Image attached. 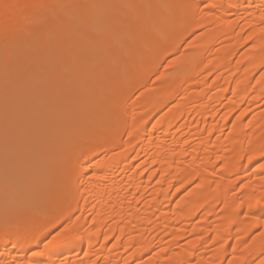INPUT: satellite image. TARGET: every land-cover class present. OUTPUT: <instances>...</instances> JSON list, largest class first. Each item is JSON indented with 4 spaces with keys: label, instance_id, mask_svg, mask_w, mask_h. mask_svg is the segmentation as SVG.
Listing matches in <instances>:
<instances>
[{
    "label": "bare ground",
    "instance_id": "6f19581e",
    "mask_svg": "<svg viewBox=\"0 0 264 264\" xmlns=\"http://www.w3.org/2000/svg\"><path fill=\"white\" fill-rule=\"evenodd\" d=\"M64 1L44 0L42 10L0 9V39L33 35V26L51 16L54 29L70 34L76 7L88 14L90 3L67 0L62 10ZM128 1L123 31L139 34L138 46L141 24L152 23L134 8L151 6L160 19L146 54L134 58L127 47L117 68H126L127 76L107 84V68L98 69L103 60L87 48L85 66L76 62L68 72L71 87L44 78L45 91L17 95L30 104L14 114L13 134L18 138L29 122L45 124L52 176L35 178V196L25 199L18 176L23 164L36 158L39 169L46 165L34 127L17 159L6 153L0 162L13 177L0 182V264H264V0ZM114 30L113 36L121 32ZM60 39L51 48L72 52V43ZM111 49L115 60L119 49ZM149 59L152 70L140 68ZM89 85L112 86L113 102L107 106L99 90L88 93ZM85 94L94 97L77 112V98ZM52 96L54 123L52 110L47 114L39 103ZM73 120L87 126L78 138L69 127ZM54 238L70 239L50 245ZM39 251L45 255H35Z\"/></svg>",
    "mask_w": 264,
    "mask_h": 264
},
{
    "label": "rangeland",
    "instance_id": "374dc122",
    "mask_svg": "<svg viewBox=\"0 0 264 264\" xmlns=\"http://www.w3.org/2000/svg\"><path fill=\"white\" fill-rule=\"evenodd\" d=\"M68 1L67 0L64 1L63 6L61 7L62 10L67 9L66 6L69 5ZM97 1L98 0H87V2L90 3V6L88 5V8L91 10L90 13H88V14H87L88 11H87L85 6L76 7L75 12H74L73 17H72V28L73 29H72V32L70 34H67L65 29H60L58 31L56 29H54V18L51 16V17H48L49 24L47 22L46 24L43 25V23L41 24V22H40L38 25L33 26L34 27L33 31H32L33 35L30 34V36L26 37V36H24V33H23V35H21L22 37L20 39H15V40L8 41V42H6L7 38L4 36L1 38L2 40L0 39V120H2L0 122L1 123L3 122V124H2L3 126L0 123V127L2 126L0 129V135L2 138L0 140V162L2 163V161H4V159H5L4 155L6 153L11 154L13 156V157H11L12 159H14V160L17 159V157L19 156V153H21L22 147H24L26 145V143L30 141V140L28 141V139H30L32 134L34 133L33 132L34 127L36 128L35 131L37 129H39L38 130L39 132L37 134L39 136L36 137V139H38L41 142V143L39 142L40 144H42L44 142V145H45V148L42 147L43 149H45L44 150L45 153L41 151L43 156H44L43 159H45V161L43 160V162H45V164H46L45 167H43L42 169H39V167L37 166L38 163L37 164L35 163V161H36V158H35V159L23 164L25 166L23 168L22 174L21 173L18 174L19 177L21 175L25 179V180L22 179V181H23L22 186H23V189H25L24 190L25 191V193H24L25 199L31 200L35 196L34 195L35 190L33 189V186H32L33 185L32 182H34L35 178L38 180V177H40V178H44L43 180H47L52 176L51 172H50V170H51L50 160H49L50 158L48 155L47 156L45 155L47 153V151L49 152V150L51 149L50 148L51 143L49 142V140L47 138H45V137L49 138V136H47L48 132L46 131V126H44L45 124L44 125L41 124L42 126H37V127L33 126L32 127L31 124H33V123L29 122L30 125H29V123H27L29 126L27 124L23 123V125L25 124V128L22 129V131L24 132V135L22 134L23 133L22 132L21 135L18 136V138H19L18 139V138H16L17 136H15V134H13L14 133L13 130H14V126H15V123H13V122H16L14 119L17 118L16 117L18 115L17 112H20V111L24 112L23 110H21L22 105H23V107L25 106V108H24V110H25V109H27V107L30 104V102L27 103L28 101L25 98H22L24 100H22L20 98L22 100V102H21L20 99L17 98V95L22 94L21 92L24 93L25 90L27 92L29 89L30 90L34 89L33 92H36L35 90H38L39 93L43 92V91H41V89L46 90V88H42V87H44V84H43L44 78L46 80H49L50 83H53L52 85L55 87L56 86L63 87V85L71 87V85L73 83H71L72 81L68 78V74H69L68 72L75 68L74 66H76V62H77V65L79 64V66H85V65H83V62L85 64V58H87V57H86V55L84 56V54L87 53V56H88V54L90 55V53H88L89 51H87V48H88V50L92 51L91 53L95 54L96 58L98 57L97 58L98 60H100V61L103 60L101 62H98V69L101 71H104V69L107 68L104 71V73H105L104 78L108 80L107 84L110 83V79H112V77H113V79H115L114 77H116L117 75L120 76L121 78H124L125 76H127L128 70L126 68L117 70V68L122 65V59L121 58L123 56H125V54L127 55L126 52H128V50H129V49H127V47L130 45L129 47H131V49L129 50L128 53H132V55L135 54L136 57H134V56L133 57L138 58L142 53L145 52V54H146V51H148V48H146V47L150 44V40L153 37V33H156V29L153 25H155V24H157V22H159L158 19H160V17H159V15L153 14V10H154L153 7L151 8V6H146V7H144V9L138 8V10H135L136 8H134V11H136L135 13L138 16L141 17V16L146 15L145 17H143L144 18V19H142L143 21H149L152 23V24L148 23L149 25L141 24V26H140L142 28L141 30L145 33L146 36L145 35L143 36L142 44L138 46V44H136V43H138V40H136V39H138L137 37L139 36V34H138V36L133 35V36L129 37L127 34H124L125 31H123V30H125V28H127V25H128L126 22L127 18H126L125 13L127 14V10L130 7L129 1L128 0L127 1L126 0H105L106 2L103 6H99V4H98L99 1L98 2ZM124 1H126L127 3H125ZM141 1L142 0H139V1L137 0L136 2L139 3L140 5H143L144 1H142L143 4L141 3ZM121 3H122V5H121ZM120 5L122 6L121 8H120ZM99 8H100V10H99ZM123 12H125V13H123ZM137 12L138 13L140 12V14H138ZM85 14H87V15H85ZM114 28L115 29L118 28V30L121 29V32H119V35L117 33L113 36V32H115ZM111 29H113L114 31L111 32ZM84 31H85V33L87 31L88 34L87 33L85 34ZM111 33H112V35H110ZM148 34H150V35H148ZM86 36L89 39L88 41H90L87 43L88 45H90V48L88 45L86 46L85 44H83V43L87 42ZM148 36L151 38H149ZM101 37H107V41L104 44L100 43ZM60 38H62V40L64 39L63 41L66 40L65 42H67V43L69 42L68 43L69 45L72 43L71 44V46L73 47V51L71 50L72 52H66L64 47L55 48V49L51 48L55 44H57V39L61 40ZM114 38H116V39H114ZM130 38L134 42H131ZM17 41H19V42H17ZM20 41H21V43H20ZM148 42H149V44H148ZM143 44H144V46L145 45L146 46L144 47ZM83 45H85V46H83ZM112 46L115 47L116 50L119 49L118 55L115 54V57H116L115 60L113 59L114 54H112V52L110 51ZM117 47H118V49H117ZM84 48H85V51H84ZM125 48L127 50H125ZM139 48L140 49L143 48L144 51L138 52ZM35 49H37L36 53H34ZM132 50H133V52H132ZM82 51H84V52H82ZM94 52H96L97 55ZM19 54H23V56H25V57H23L25 60V62H24L25 64H24V67H20L21 69L19 68V63H18ZM99 57L101 59H99ZM103 58H105L106 60ZM104 61H107V62L105 63ZM153 65H154L153 59H149L146 62H144L140 68H146L149 71H151ZM109 67H110V69H109ZM140 68H138V71L140 70ZM57 81H58V83H57ZM112 81H114V80H112ZM94 88L95 87H93L92 85H89L88 87H86V90H88L87 91L88 93L92 92L94 94H96L98 90H99V94L105 93L106 97L108 99L106 101L107 106H109L113 102L114 99L111 97L113 95V90H111L112 86L107 87L104 90L102 89L103 91L101 90V88L100 89H97V88L94 89ZM57 89H58V87H57ZM107 93H108V95H107ZM93 97H89L88 94H85V95L77 98V102H78L77 103V110H78L77 112H82L84 107L87 108L88 105L90 106L89 100L91 101V99ZM43 100H46V99H43ZM43 100L41 99L39 101V103L41 102L40 104H43V106H41V109H45V108H46V110L48 109V112H47V114H48V113H50L49 110L53 109V104L55 106V103L52 104V102H51V101L54 102L53 96H52V98H48L47 102L46 101L42 102ZM49 100L51 103L48 102ZM25 103L27 105H24ZM48 103L50 105H48ZM51 104H52V107H51ZM43 107H45V108H43ZM49 107H51V109H49ZM54 109H55V107H54ZM90 111L92 112L91 109H90ZM14 114H17V115H14ZM48 115L51 117V123H52L53 118H55L57 116V113H54V110H52V112ZM56 118L54 119V121L56 120ZM12 120H14V121L12 122ZM54 121H53V123H54ZM74 121L75 120L71 121L72 123L69 122V127L71 128V126H73L72 130L75 133V138H78L82 132L81 130H85L87 126L86 127H84V126H77L76 127ZM58 123H60V125H61V122H58ZM13 124H14V126H13ZM60 125L57 128L60 129L62 127V129L64 130L65 129L64 126H66V125L63 124V125H61V127H60ZM39 127H41V128H39ZM40 130H42V131L40 132ZM57 132H58V130H57ZM39 133H41V134H39ZM59 133H63V131L60 129ZM12 134L14 136H12ZM59 135H61V134H59ZM20 139H22L23 141ZM36 139H35V141H36L35 143L37 145L38 141ZM25 140H26V142H25ZM23 143H24V146H23ZM48 144L50 146H48ZM39 146H37V148L35 146V148H36L35 151L39 150ZM46 146H48L49 150L46 149L47 148ZM42 148H41V150H43ZM41 152H39V153L37 152L35 154H40ZM47 154L50 155V152ZM47 158H49V159H47ZM47 163H49V164H47ZM47 168H49V170ZM7 173H9V171L5 170V169H2L0 171V182L1 183L4 182V181H2L3 179L4 180H6V179L10 180L9 178H13L12 175L7 174ZM49 175H51V176H49ZM18 176H15V177L18 178ZM5 177H7V178H5ZM3 190H4L3 187H1V185H0V195L3 192ZM0 221H2V220H0Z\"/></svg>",
    "mask_w": 264,
    "mask_h": 264
},
{
    "label": "snow or ice",
    "instance_id": "6c2138e0",
    "mask_svg": "<svg viewBox=\"0 0 264 264\" xmlns=\"http://www.w3.org/2000/svg\"><path fill=\"white\" fill-rule=\"evenodd\" d=\"M5 7H8L10 9L11 8H17V7H23V8L31 9V10H42V9H45L46 7H48V5H46L44 3V0H29V2L24 4V5H19V4H15V5L14 4H7V5H5L3 0H0V9H3ZM213 7H214V5H213ZM262 20H264V17H262ZM262 31H264V29H262ZM261 156L264 157V152L261 153ZM262 167H264V165H262ZM256 203H261V201L258 200ZM70 220H71V217H69L68 220H65L64 224H68ZM64 224H61L59 227L63 228ZM65 231H69V229H65ZM60 235L62 236L63 234L61 233ZM67 239H70V238H65V239L54 238V241H49V244L51 245V244H53V242L64 243L67 241ZM35 255L43 256V255H45V253L43 251H39V252L35 253ZM229 264H231V261H229Z\"/></svg>",
    "mask_w": 264,
    "mask_h": 264
}]
</instances>
